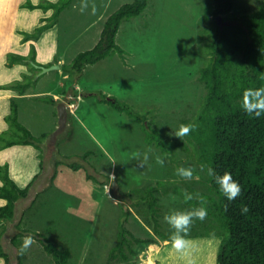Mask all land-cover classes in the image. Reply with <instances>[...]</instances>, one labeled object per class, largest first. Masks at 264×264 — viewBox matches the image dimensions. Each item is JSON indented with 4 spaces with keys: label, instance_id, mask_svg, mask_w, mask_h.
<instances>
[{
    "label": "rangeland",
    "instance_id": "374dc122",
    "mask_svg": "<svg viewBox=\"0 0 264 264\" xmlns=\"http://www.w3.org/2000/svg\"><path fill=\"white\" fill-rule=\"evenodd\" d=\"M130 1L86 0L88 7L81 11L85 0H71L60 11L52 32L56 44L53 54L58 59L55 63L68 65L76 53L92 48L106 18ZM233 1L225 20L257 9L262 0ZM214 8V0H148L143 11L121 21L115 34L121 50H113L81 70L71 69L67 73L61 67L40 73V69L25 65L34 74L33 80L23 93L13 96L19 121L34 135L49 132V136L58 126L59 100L53 103L43 99V95L56 93V99L60 96L70 106L66 126L56 136L54 150L51 154L43 150L45 165L43 169L39 165L33 191L18 202L13 221L6 223L1 234L9 254L8 264H18V250L10 238L20 226L27 228L25 236L30 234L35 240L23 254L22 264H53L51 255L38 240V232L54 236L58 245H68L72 264H106L122 208L130 211L125 225L133 233L144 235L129 205L131 198L123 194L131 191L135 196L160 177L186 183L189 180L175 174L179 166L194 169V178L189 182L196 175H205L182 149L173 154L175 159L170 157L171 152L170 156L162 155L159 148L148 143L140 123L99 97L114 96L131 104L136 111L146 114L152 126L167 133L177 129L181 117L191 116L204 98L206 88L198 76L209 55L200 41V32L209 23ZM67 91L68 95L63 93ZM173 137L174 134L170 135ZM149 148V160L140 167L132 154ZM156 157L163 160V165L156 163ZM71 162H77L78 168H71ZM113 177L117 183L115 193L111 188ZM160 200L164 215L174 209L171 197L165 193L160 194ZM164 215L162 224L166 225ZM19 219L21 224L17 227ZM216 236L215 248L209 246ZM196 237H187L192 241L190 258L195 264H215L221 237ZM167 241L159 238L149 243L129 262L184 264L169 256Z\"/></svg>",
    "mask_w": 264,
    "mask_h": 264
},
{
    "label": "trees",
    "instance_id": "16d2710c",
    "mask_svg": "<svg viewBox=\"0 0 264 264\" xmlns=\"http://www.w3.org/2000/svg\"><path fill=\"white\" fill-rule=\"evenodd\" d=\"M71 0H40L32 3L25 0L23 6L28 8H52V12L40 19L33 31H22V40H31L26 54L9 51L6 65L27 64L29 68L39 70L32 62L36 60L35 44L42 31L53 26L58 15ZM148 0H132L121 4L105 20L98 42L90 49L78 52L67 65H60L62 71L81 70L86 64L94 63L107 53L120 49L115 42V34L124 19L139 14L146 7ZM215 8L209 23L200 32V41L208 53V58L200 67L199 80L206 90L200 106L191 116H184L180 124H194V130L182 138H170L177 129L165 132L154 126L146 114L136 111L129 103L116 97L99 100L106 101L118 110L125 111L140 123L145 138L151 146L160 149L162 155L175 159L179 150H183L198 166L212 167L216 172H230L242 187V194L233 201H228L219 191L214 180L206 174L192 182L179 181L175 178L156 179L140 190L135 196L131 191L123 194L131 198L136 223L142 228V234L133 233L125 225L130 213L122 208L115 230V239L106 254V264H132L129 262L136 253L149 243L168 239L171 228L162 224L164 215L160 194L171 197L174 209L186 210L199 207V201L193 199L185 202L182 192L187 190L195 197L196 193L206 198L207 217L203 221L195 220L187 237L215 236L221 237L215 264H264V115L255 118L246 114L240 107V92L246 87L264 86L259 76L264 73V0L257 9L243 13L239 18L225 20L224 15L233 8V0H214ZM221 14L222 22L216 20ZM58 61L53 55L45 65ZM69 75V74H68ZM34 74L23 72L20 79H13L0 84L3 88H12L23 93L32 82ZM68 77V76H66ZM65 85V83H64ZM238 85L240 87H238ZM64 93V92H63ZM43 99L55 103L53 95H43ZM7 127L0 131V149L13 144H31L38 148L39 165L44 168L45 139L49 132L34 135L18 119V105L14 97L10 99V110L4 116ZM179 149V150H178ZM87 152L83 154V157ZM58 164V160H57ZM71 168H78L77 162L69 163ZM56 171L51 175L54 177ZM39 172L23 187L10 176L8 162L0 163V197L6 201L0 204V256L1 264H8L9 254L1 242V234L6 223L13 221L18 202L30 194L36 185ZM107 179L109 174L104 175ZM105 179V180H106ZM106 181H104L105 183ZM33 191V190H32ZM38 192H36L37 194ZM115 193V192H114ZM36 196V195H35ZM35 197L31 200L34 202ZM247 205L249 212L241 214V207ZM227 206V210L225 207ZM31 207H27L28 209ZM24 212V211H23ZM23 219V216L22 218ZM21 221L15 224L19 227ZM22 229V230H21ZM27 228L21 227L10 238V242L19 249L22 236ZM38 240L51 255L53 264H72L71 249L68 245H58L59 241L52 235L38 232ZM30 235V234H28ZM56 242V243H55ZM17 263H23V255L16 254Z\"/></svg>",
    "mask_w": 264,
    "mask_h": 264
},
{
    "label": "crops",
    "instance_id": "0c3cea01",
    "mask_svg": "<svg viewBox=\"0 0 264 264\" xmlns=\"http://www.w3.org/2000/svg\"><path fill=\"white\" fill-rule=\"evenodd\" d=\"M23 1L25 0H0V84L20 79L23 72H30L24 63L7 66L6 55L9 51L26 54L31 40L23 41L22 31H33L34 27L40 23V19L52 12V8L25 7ZM30 1L38 3L40 0ZM54 29L55 24L43 30L39 38L33 41L36 48V60L40 63L49 62L53 58L56 48L55 34L52 35ZM47 32L50 33L47 34ZM18 94L16 89L0 87V131L8 126L4 116L10 110L11 97ZM64 94L68 95L69 92H64ZM57 95L54 93L55 97ZM38 152V148L31 144H13L0 149V163L8 162L10 176L19 186L23 187L39 170ZM5 201L0 197V204ZM3 262L4 259L0 256V264Z\"/></svg>",
    "mask_w": 264,
    "mask_h": 264
},
{
    "label": "clouds",
    "instance_id": "9594fccd",
    "mask_svg": "<svg viewBox=\"0 0 264 264\" xmlns=\"http://www.w3.org/2000/svg\"><path fill=\"white\" fill-rule=\"evenodd\" d=\"M87 7L88 4L85 0V2L81 6V11H84ZM95 12L96 7L95 5H93L92 13L95 14ZM222 21L223 20L221 18L220 22ZM259 79L264 80V73L260 74ZM238 87L240 86L238 85ZM239 95L240 107L246 114L255 118H259L264 115V86L243 88ZM57 99L59 100V102L60 100L63 101L62 99H60V96ZM64 104L66 105V111H68V106H70V104H66L65 102ZM194 128V124L181 123L174 135L177 138L185 137L189 135L194 130ZM150 152L151 149L149 148L144 152H134L132 156L139 162V166L143 167V165L146 164L149 160ZM156 163L163 165V160L160 157H156ZM200 171H206V174L214 180L219 188V191L228 201H233L241 196L242 187L240 183L233 178V175L230 172L225 171L221 174L216 172L212 167L204 164L200 165ZM175 174L185 180L190 181L194 178V169H192L191 167L186 168L183 166H179L177 167ZM195 179L199 180V175H196ZM182 195L185 202L192 201L195 198L199 201L200 206L192 207L186 210L173 209L164 215L163 220L170 226L172 230L167 241V243L170 245L169 256L183 261L184 264H195V261L190 258L192 241L188 239L187 236L195 220L203 221L204 219H206V198L199 193H196L194 197V195L192 193H189L187 190H184L182 192ZM225 210H227V206L225 207ZM248 212L249 208L247 207V205L241 207V214H246ZM33 243H35V240L31 235L24 236L22 238V243L18 249V254L23 255L33 245Z\"/></svg>",
    "mask_w": 264,
    "mask_h": 264
},
{
    "label": "water",
    "instance_id": "95a60500",
    "mask_svg": "<svg viewBox=\"0 0 264 264\" xmlns=\"http://www.w3.org/2000/svg\"><path fill=\"white\" fill-rule=\"evenodd\" d=\"M217 21L220 22V14L216 16ZM33 65L37 68H39L40 73L44 72L46 70L52 69V68H59V63H51L48 65L42 64V63H34L32 62ZM67 123V111H66V105L64 104L63 101H60L58 103V126L49 134L48 138L46 139V144L45 148L47 150L48 154H51L52 151L55 148V141H56V136L58 133H60L61 130H63L66 126ZM111 188L112 191L115 192L117 188V183L115 179L111 181Z\"/></svg>",
    "mask_w": 264,
    "mask_h": 264
},
{
    "label": "bare ground",
    "instance_id": "6f19581e",
    "mask_svg": "<svg viewBox=\"0 0 264 264\" xmlns=\"http://www.w3.org/2000/svg\"><path fill=\"white\" fill-rule=\"evenodd\" d=\"M198 237V236H197ZM196 237V238H197ZM205 237V236H204ZM200 238V237H199ZM205 238H211V237H205ZM188 239H190L191 240V238H188ZM205 240V239H204ZM194 241V240H193ZM196 242V241H195ZM217 242H218V236H216L215 237V240H211V241H209V243H208V245L209 246H214V248H215V246L217 245ZM194 244V243H193ZM197 244V243H196ZM206 248V247H205ZM207 249V248H206ZM198 250V249H197ZM150 263V262H149ZM180 264H181V262H180Z\"/></svg>",
    "mask_w": 264,
    "mask_h": 264
},
{
    "label": "flooded vegetation",
    "instance_id": "af4514ba",
    "mask_svg": "<svg viewBox=\"0 0 264 264\" xmlns=\"http://www.w3.org/2000/svg\"><path fill=\"white\" fill-rule=\"evenodd\" d=\"M46 149V148H45Z\"/></svg>",
    "mask_w": 264,
    "mask_h": 264
}]
</instances>
